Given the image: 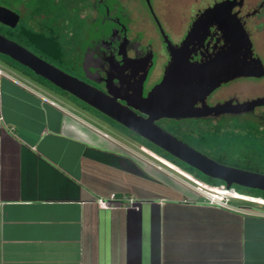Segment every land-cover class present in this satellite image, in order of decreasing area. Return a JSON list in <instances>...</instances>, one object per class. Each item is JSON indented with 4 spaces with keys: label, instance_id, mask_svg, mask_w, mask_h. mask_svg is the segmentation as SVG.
Returning <instances> with one entry per match:
<instances>
[{
    "label": "crops",
    "instance_id": "0c3cea01",
    "mask_svg": "<svg viewBox=\"0 0 264 264\" xmlns=\"http://www.w3.org/2000/svg\"><path fill=\"white\" fill-rule=\"evenodd\" d=\"M0 69V264H264V208L206 203L160 157ZM112 193L140 209L100 208Z\"/></svg>",
    "mask_w": 264,
    "mask_h": 264
},
{
    "label": "flooded vegetation",
    "instance_id": "af4514ba",
    "mask_svg": "<svg viewBox=\"0 0 264 264\" xmlns=\"http://www.w3.org/2000/svg\"><path fill=\"white\" fill-rule=\"evenodd\" d=\"M221 1L195 0L175 8L168 0H0V34L133 106L142 101L140 92L146 97L163 79L193 22ZM227 6L231 11L223 15L239 22L250 39L252 54L246 60L253 65L260 59L264 66V0H235ZM213 20L188 46L191 62L209 60L225 48L224 23ZM257 72L198 97L193 115L161 117L155 124L218 164L264 174V68ZM118 124L133 144L203 182L205 174L197 167ZM236 185L230 189L236 191Z\"/></svg>",
    "mask_w": 264,
    "mask_h": 264
},
{
    "label": "water",
    "instance_id": "95a60500",
    "mask_svg": "<svg viewBox=\"0 0 264 264\" xmlns=\"http://www.w3.org/2000/svg\"><path fill=\"white\" fill-rule=\"evenodd\" d=\"M234 1L224 0L217 3L215 7L206 9L193 22L179 49L173 52L163 79L146 97L139 93L138 97L142 100L139 105L122 104L117 97L66 73L1 34L0 53L30 68L37 75L166 149L174 156L192 164L203 174L225 181L227 188L237 183L264 191V174L218 164L155 124V120L161 117L181 118L193 115L194 103L198 97L205 96L222 82L235 77L259 75L257 71L264 68L260 59H256L253 65L246 60L251 56L252 50L245 29L239 22H229V16L223 15L231 11V7L227 5ZM214 17H218L219 21L224 23L222 28L226 35L225 48L223 47L220 53L209 60L191 62L187 52L188 46L196 36L209 29L214 23ZM230 18L232 19L231 16ZM134 108L148 116L138 114Z\"/></svg>",
    "mask_w": 264,
    "mask_h": 264
},
{
    "label": "built area",
    "instance_id": "2783aa9c",
    "mask_svg": "<svg viewBox=\"0 0 264 264\" xmlns=\"http://www.w3.org/2000/svg\"><path fill=\"white\" fill-rule=\"evenodd\" d=\"M3 70L0 69V73H2ZM52 103H55V101L51 100ZM106 136H109L107 132H104ZM161 159V158H160ZM162 162L166 163L164 160H161ZM159 168H163L162 165L157 164ZM191 184V183H190ZM199 193L203 196L204 201L208 204L222 206L230 209H236V210H242L244 212L250 213L248 210H245L244 208L235 206L231 200L233 199H245V200H251L255 202H260L264 205L263 199H256L248 196H242L239 193H237L234 189L227 188L224 185L216 186L211 185L207 183L201 182L199 185H193L191 184ZM225 191L226 193H224ZM261 200V201H260ZM96 203L100 208L104 209H116V208H132L139 210L141 205V200L138 198L132 196V195H121L118 196L116 193H112L108 197H98L96 198Z\"/></svg>",
    "mask_w": 264,
    "mask_h": 264
},
{
    "label": "rangeland",
    "instance_id": "374dc122",
    "mask_svg": "<svg viewBox=\"0 0 264 264\" xmlns=\"http://www.w3.org/2000/svg\"><path fill=\"white\" fill-rule=\"evenodd\" d=\"M193 1H195V0H168V2H170L172 5H175V8H183V7H185L184 6L185 4L191 3ZM1 59H3V58H1ZM71 101H74V99H72ZM85 111L87 113H89L92 117H90L89 115H87L84 112H80L81 115L83 117H85L86 119H88L89 121H91L94 125H96V126L102 128V129L108 131L111 135H113L117 139H120V140H123V141H128V140L132 141L128 136H126L129 133L127 131L123 130L122 127L119 126L118 122H116L112 118L107 117V116H102V115H100L99 112H97V111H95V110H93L91 108H88V107H87V109H85ZM95 118H97V119H95ZM124 134H126V135H124ZM123 137L126 138V139H128V140H124ZM150 157L153 158L156 161H160V159L154 158V156H150ZM160 163H161V161H160ZM166 167H168V165H166ZM172 170L175 172L174 175L175 176H178L179 175L180 176L179 178L183 182H185V181L188 180L193 185H199V184H201V182H199V181H197L195 179H192L189 176L184 175L179 170H176V169H173V168H172ZM169 173L172 174V172H170V171H169ZM201 178H202V176H201ZM231 202L232 203L233 202H236V203H239V204H243V205H246V206H252V207H255V208H261V209L264 208V205H262L260 202H255V201H251V200H234L233 199V200H231Z\"/></svg>",
    "mask_w": 264,
    "mask_h": 264
},
{
    "label": "trees",
    "instance_id": "16d2710c",
    "mask_svg": "<svg viewBox=\"0 0 264 264\" xmlns=\"http://www.w3.org/2000/svg\"><path fill=\"white\" fill-rule=\"evenodd\" d=\"M1 58H3V59H1ZM0 59L4 60L8 65L14 67L15 69L20 70L21 72H23L27 76H29L32 79H34L39 84L44 85L45 87L49 88L50 90L54 91L55 93L63 95L67 99H69V98L70 99L71 98L74 99V101H72V102L77 104L78 106H80L82 109L85 110V109H87V107L90 108L87 104L81 102V100H79L77 97H75V96L69 94L68 92L60 89L59 87L55 86L50 81H48L47 79H45V78L37 75L36 73H34L30 68L21 65L20 63H18L17 61L13 60L12 58L5 57L4 55L1 56V54H0ZM100 115H102V114H100ZM102 116H104V115H102ZM167 157L170 158L169 156H167ZM201 176L204 179V180L202 179V181L204 183H207V184L220 186V185H223V183H224L221 180L211 178V177H209L207 175H201ZM235 189H236L237 192H239L241 194H247V195H252V196H256V197H261L259 199H263L264 200V191L263 190L243 187V186H240V185H236ZM234 200H236V199H234ZM237 200H243V199H237Z\"/></svg>",
    "mask_w": 264,
    "mask_h": 264
},
{
    "label": "bare ground",
    "instance_id": "6f19581e",
    "mask_svg": "<svg viewBox=\"0 0 264 264\" xmlns=\"http://www.w3.org/2000/svg\"><path fill=\"white\" fill-rule=\"evenodd\" d=\"M224 193H226L225 191H223Z\"/></svg>",
    "mask_w": 264,
    "mask_h": 264
}]
</instances>
